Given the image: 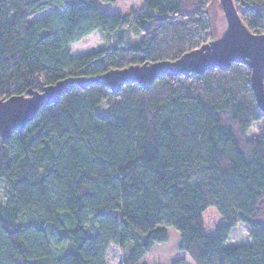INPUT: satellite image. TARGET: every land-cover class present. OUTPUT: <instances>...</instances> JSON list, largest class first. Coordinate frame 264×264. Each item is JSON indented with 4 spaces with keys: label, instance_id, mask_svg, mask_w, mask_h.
<instances>
[{
    "label": "trees",
    "instance_id": "1",
    "mask_svg": "<svg viewBox=\"0 0 264 264\" xmlns=\"http://www.w3.org/2000/svg\"><path fill=\"white\" fill-rule=\"evenodd\" d=\"M100 2L115 0H0V101L175 60L211 40L210 0H142L125 15ZM233 3L264 34V0ZM95 31L110 44L72 56L70 45ZM258 120L244 63L162 75L148 89L73 87L24 128L0 133V264H106L110 244L126 247L122 264H147L141 258L169 240L168 227L194 264H264V134L247 137ZM210 206L222 223L208 235ZM237 222L250 242L226 248Z\"/></svg>",
    "mask_w": 264,
    "mask_h": 264
},
{
    "label": "water",
    "instance_id": "2",
    "mask_svg": "<svg viewBox=\"0 0 264 264\" xmlns=\"http://www.w3.org/2000/svg\"><path fill=\"white\" fill-rule=\"evenodd\" d=\"M226 19L223 34L200 47L184 53L175 60L147 62L123 69L109 70L98 76L65 78L45 86L41 92L27 91V96H11L0 101V133L24 128L41 106L55 103L60 96L75 86L85 87L90 83H101L113 92L129 82H137L148 89L159 76L201 74L219 68L226 70L231 63H244L250 68V86L258 108L264 115V34L251 32L242 22L233 0H219Z\"/></svg>",
    "mask_w": 264,
    "mask_h": 264
},
{
    "label": "rangeland",
    "instance_id": "3",
    "mask_svg": "<svg viewBox=\"0 0 264 264\" xmlns=\"http://www.w3.org/2000/svg\"><path fill=\"white\" fill-rule=\"evenodd\" d=\"M142 0H115L114 3L100 2V9L106 13H116L119 15L129 14L133 11L140 9ZM50 10L43 11L30 18V21L37 20L39 17L50 13ZM207 14L210 25L211 40L219 38L226 29V19L223 10L220 6L219 0H210L207 6ZM128 29H124L126 33ZM128 40L131 42L136 41V37L131 36L129 31L127 32ZM111 36H107L104 33L95 31L90 35L82 38L80 41L70 45L71 55L77 56L89 53L102 46L110 44ZM104 105L101 104L98 108V113L103 115ZM260 134H264V120H258L252 123L248 133V138L256 137ZM6 189L2 182H0V197H4ZM203 228L206 234L211 235L218 226L221 225L222 219L217 210L210 206L206 208L202 213ZM169 240L166 243L155 244L152 249L141 258V261L147 264H172L177 259H183L184 264H194L188 256L181 252L178 248L179 235L176 230L171 227L167 229ZM250 242V238L247 232V226L242 222H237L231 229L227 240L224 243L226 248L235 247L238 245H244ZM126 247L115 244H110L105 262L106 264H122L125 259Z\"/></svg>",
    "mask_w": 264,
    "mask_h": 264
}]
</instances>
